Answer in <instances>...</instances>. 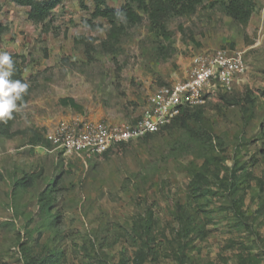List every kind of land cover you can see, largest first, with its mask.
<instances>
[{
    "label": "rangeland",
    "instance_id": "obj_1",
    "mask_svg": "<svg viewBox=\"0 0 264 264\" xmlns=\"http://www.w3.org/2000/svg\"><path fill=\"white\" fill-rule=\"evenodd\" d=\"M106 1L119 8L126 0ZM255 2L246 27L219 5L203 7L169 20V43L153 37L143 17L110 47L108 23L91 20V0L86 9L64 0L44 25L29 21L27 8L0 0V53L24 60L29 85L11 136H0V264H23L27 246L39 255L54 249L62 255L58 264H139L141 247L148 250L140 264H264V0ZM77 36L88 40L76 44ZM218 49L241 52L248 71L230 93L207 100L210 141L203 146L180 127L100 157H66L49 144H30L64 122L131 125L157 88L184 81L194 56ZM220 94L240 106L223 103ZM63 98L81 110L62 106ZM230 170L238 177L233 196L221 185ZM200 173L205 178L197 183ZM24 174L33 185L15 188ZM45 189L52 190V215L40 218ZM186 213L194 231L182 236Z\"/></svg>",
    "mask_w": 264,
    "mask_h": 264
},
{
    "label": "trees",
    "instance_id": "obj_2",
    "mask_svg": "<svg viewBox=\"0 0 264 264\" xmlns=\"http://www.w3.org/2000/svg\"><path fill=\"white\" fill-rule=\"evenodd\" d=\"M15 5L25 7L28 9L27 18L35 25H44L51 13L59 7L64 0H11ZM89 0H79L81 8L86 9V2ZM93 3V9L90 14L91 20L102 19L109 25L107 32V39L111 40L110 47H114L125 29L133 27L141 23L143 17L148 21V30L156 39L163 40L169 43L171 41L172 33L169 31L167 24L169 20L177 17H189L194 15L198 9L206 7V9H213L219 5L222 13L225 17L239 26L246 27L251 17L256 12L257 5L255 0H211L208 6H205V0H126L119 8H111L107 5L106 0H91ZM118 14L119 15L118 17ZM91 20H84L85 26L96 30L99 26L92 24ZM1 35V31H0ZM87 38L77 36L74 38L76 44L84 43ZM107 41H103L102 45L106 46ZM108 45V44H107ZM163 50V48H160ZM14 62V72L10 77L11 80H19L22 83H26L23 77L24 60L17 62L11 58ZM219 99L228 105H239L240 102L237 98L230 97L226 94H220ZM27 101V91L23 94V100L17 101V107L23 106ZM245 102L251 103L250 98H245ZM60 104L64 107H70L73 110H81V107L71 98H63L60 100ZM244 108H242L243 111ZM204 106L195 107L192 109L185 108L174 119V121L166 126L162 132L169 129L180 127L182 128L188 139L193 143H198L199 146H203L206 141H210L208 133L210 132L209 122L204 118L203 112ZM15 119V112L12 113V118L6 121H0V136L8 138L11 136L10 130ZM191 124L195 125L193 128ZM161 132V133H162ZM157 135V134H155ZM155 135H150L142 140L150 139ZM140 141V140H139ZM30 144L32 146L47 147V140L41 139L39 136L34 135L30 138ZM126 145H120L117 148L125 147ZM112 150H108L103 154L110 153ZM207 164L211 165L212 161ZM206 164V165H207ZM197 183L203 180L204 173L197 176ZM238 177L233 170H230L229 175L226 176L225 184L221 185L229 191L230 196L235 195V180ZM33 176L23 175L22 178L14 183V187L24 190L31 187L34 183ZM229 183V184H227ZM52 190H43L38 197V215L40 218L49 217L52 215ZM238 201L236 198L232 199V205L237 210ZM59 221V218H56ZM151 215L148 220L142 225L143 234L148 237L150 232ZM182 223V236H189L194 231V218H191L188 213L182 214L180 217ZM148 248L141 247L137 252V262L140 264L147 255ZM21 255L23 258V264H58L62 255L57 253L54 249L46 250L42 255L33 254L30 247H21Z\"/></svg>",
    "mask_w": 264,
    "mask_h": 264
},
{
    "label": "built area",
    "instance_id": "obj_3",
    "mask_svg": "<svg viewBox=\"0 0 264 264\" xmlns=\"http://www.w3.org/2000/svg\"><path fill=\"white\" fill-rule=\"evenodd\" d=\"M248 71L241 52L218 49L193 57L184 81L157 88L146 99L141 115L128 126L61 123L45 136L66 157L102 156L120 145L158 134L185 108L204 106L219 92L230 93Z\"/></svg>",
    "mask_w": 264,
    "mask_h": 264
},
{
    "label": "clouds",
    "instance_id": "obj_4",
    "mask_svg": "<svg viewBox=\"0 0 264 264\" xmlns=\"http://www.w3.org/2000/svg\"><path fill=\"white\" fill-rule=\"evenodd\" d=\"M121 14H118V17ZM14 62L8 53H0V121L12 118L17 108V101L23 100L29 85L19 80H11Z\"/></svg>",
    "mask_w": 264,
    "mask_h": 264
},
{
    "label": "crops",
    "instance_id": "obj_5",
    "mask_svg": "<svg viewBox=\"0 0 264 264\" xmlns=\"http://www.w3.org/2000/svg\"><path fill=\"white\" fill-rule=\"evenodd\" d=\"M206 52V51H205ZM201 53H204V51L203 52H201ZM200 53V54H201ZM189 65H191V62H190V64L188 63V64H186V70H187V67L189 66ZM190 67V66H189ZM190 69V68H189ZM187 72H189V70L187 71ZM185 75V77L187 78V76H188V74H183V76ZM185 78V79H186Z\"/></svg>",
    "mask_w": 264,
    "mask_h": 264
}]
</instances>
